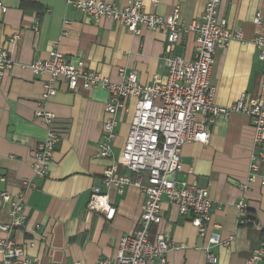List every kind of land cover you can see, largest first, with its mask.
Returning <instances> with one entry per match:
<instances>
[{"label": "crops", "instance_id": "1", "mask_svg": "<svg viewBox=\"0 0 264 264\" xmlns=\"http://www.w3.org/2000/svg\"><path fill=\"white\" fill-rule=\"evenodd\" d=\"M8 12H0V48L6 49L15 66L6 73L0 87V225L11 222L2 193L18 194L26 180L36 187L26 199V228L13 234L26 254L38 264H96L113 259L123 237L139 224L145 197L137 187L127 186L123 194L108 190L116 215L107 221L101 213L88 210L92 188L101 183L111 165L132 181L137 176L121 161L129 134L132 111L118 113L119 125L111 160L98 156L106 105L110 95L103 87L70 90L64 79L55 82L56 96L44 104L55 117L61 140L45 179L33 170L34 153L45 138V128L35 118L42 103L49 76L34 74L29 68L36 60H46L58 50L72 64L84 63L87 71L100 73L117 83L120 71L136 73L142 85H149L168 73L165 64L167 35L163 31L141 29L130 32L118 22L95 20L60 0H3ZM129 7L133 0H104ZM143 0L145 11L166 16L175 8L186 26L199 20L209 0ZM260 14V23L255 19ZM218 18L232 30H241L244 43L232 41L218 50L211 73L217 89L216 104L230 106L242 95L256 100L262 94L264 63L253 39L264 36V0H221ZM37 28V31H35ZM18 36V39L14 37ZM196 34L189 32L174 54L191 61L196 50ZM201 119V117H199ZM251 120L241 114L219 119L210 129L206 145L183 147L180 170L172 178L195 183L209 190L212 225L228 244L210 245L178 208L164 200L163 221L152 235L162 234L172 243L171 264H245L252 252L264 248V188L257 179L247 190L250 159L258 152ZM264 176V163L260 169ZM103 191H106L102 187ZM244 200L249 217L259 227H240L236 205ZM38 227V228H37ZM6 235L0 231V239ZM260 264H264V259Z\"/></svg>", "mask_w": 264, "mask_h": 264}, {"label": "built area", "instance_id": "2", "mask_svg": "<svg viewBox=\"0 0 264 264\" xmlns=\"http://www.w3.org/2000/svg\"><path fill=\"white\" fill-rule=\"evenodd\" d=\"M95 20L106 18L125 26L130 32L140 34L142 28L163 31L167 35L165 64L168 73L164 78H155L151 84L142 85L136 73L120 71L121 81L114 83L100 73L87 71L84 63L72 64L58 50H52L46 60H36L30 65L31 71L46 74L49 80L44 85L41 106L35 118L45 128L44 140L34 153L33 170L38 179H45L53 161L55 148L61 135L55 129V115L45 102L57 95L55 82L64 79L69 89H93L103 87L110 95L106 105L107 118L103 124L102 140L98 145V156L111 160L114 156V142L119 125L118 113L132 111V120L121 161L137 179L118 173V166L111 165L105 170L101 183L92 188L88 210L101 213L107 221L116 215L108 190L123 194L127 186L140 189L145 200L137 229L122 238L113 259H101L96 264H171L168 258L172 243L164 235H152V228L163 221V201L175 205L180 214L190 219L198 230L199 237L207 239L210 245L228 244L212 225V201L209 190L195 183L180 182L172 178L182 164L181 153L185 145L209 142L210 129L219 119H228L241 114L251 120L255 133L254 144L258 152L250 159L247 190L257 179L264 188V176L260 169L264 163V81L262 94L256 100L246 95L230 106L216 104L217 89L211 84V73L218 50L227 48L232 41L244 43L241 30H232L218 18L221 0H209L201 18L190 26L184 25L177 7L166 16L145 11L143 0H133L129 7H120L104 0H60ZM156 4L157 0L154 1ZM0 12L5 14L8 7L0 0ZM260 14L255 23H260ZM37 31V28H35ZM189 32L196 34V50L193 60L188 61L174 54ZM18 39V36L14 37ZM259 50V60L264 63V36L253 39ZM9 52L0 48V87L8 71L15 66ZM201 117V119L199 118ZM36 187L32 180L23 183L16 194L2 193V200L9 207L11 222L0 225L5 237L0 239V264H38L28 256L24 248L14 239L13 234L26 228V199ZM102 187L106 191L102 190ZM240 227L257 228L259 224L249 217L248 204L241 200L236 205ZM38 228V227H37ZM264 259V248H256L245 264H260ZM209 262L217 264V258L209 255ZM75 264H85L77 262Z\"/></svg>", "mask_w": 264, "mask_h": 264}, {"label": "trees", "instance_id": "3", "mask_svg": "<svg viewBox=\"0 0 264 264\" xmlns=\"http://www.w3.org/2000/svg\"><path fill=\"white\" fill-rule=\"evenodd\" d=\"M263 235H264V231H263Z\"/></svg>", "mask_w": 264, "mask_h": 264}]
</instances>
